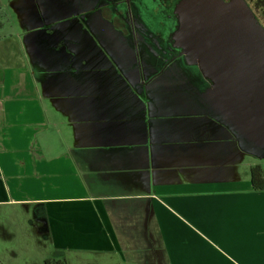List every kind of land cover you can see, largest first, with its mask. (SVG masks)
<instances>
[{
  "label": "crops",
  "instance_id": "1",
  "mask_svg": "<svg viewBox=\"0 0 264 264\" xmlns=\"http://www.w3.org/2000/svg\"><path fill=\"white\" fill-rule=\"evenodd\" d=\"M3 10L0 215L31 216L49 249L41 264H264V190L240 176L242 167L262 164L242 165L238 145L208 137L175 151L176 137L192 131L169 130V167L212 177L155 173L138 145L148 131L143 101L129 102L122 81L110 91L112 80L79 83L61 100L45 95L30 34L12 26L14 9L0 3ZM127 136L134 143H123Z\"/></svg>",
  "mask_w": 264,
  "mask_h": 264
},
{
  "label": "rangeland",
  "instance_id": "2",
  "mask_svg": "<svg viewBox=\"0 0 264 264\" xmlns=\"http://www.w3.org/2000/svg\"><path fill=\"white\" fill-rule=\"evenodd\" d=\"M0 3L14 9L15 30L26 29L30 34L32 64L36 66L37 83L45 95L61 100L72 96L79 83L90 80L100 86L103 80H112L110 91L122 81L129 102L131 98L143 101L141 114L148 131L138 137V145L145 149L144 155L152 163L150 169H156L155 173L170 168L166 169L168 173L163 171L164 175L176 179L202 174L206 179L212 177L208 170L192 175L189 166L169 167L166 153L171 144L167 131L184 129L192 133L184 139L176 137L175 151L184 145L206 143L208 137V141L214 140L221 146L238 145L242 150V165L254 161L264 168V147L235 130L205 96L210 85L200 68L189 64L185 55L174 47L171 36L177 19L171 6L167 11L166 0H0ZM254 10L263 25L264 10L255 7ZM4 11L8 12H0V18ZM23 16H26L25 27ZM94 66L95 71L88 73ZM68 130L64 126L66 137ZM123 143L132 144L134 140L131 136L123 137ZM249 175L248 166L242 167L241 178ZM30 220L31 216L15 213L0 215V224L6 229H0L1 264L42 263L41 256L49 249L40 245L44 236ZM21 240L30 248L20 249L17 243ZM12 251L17 255L10 254Z\"/></svg>",
  "mask_w": 264,
  "mask_h": 264
},
{
  "label": "water",
  "instance_id": "3",
  "mask_svg": "<svg viewBox=\"0 0 264 264\" xmlns=\"http://www.w3.org/2000/svg\"><path fill=\"white\" fill-rule=\"evenodd\" d=\"M174 47L211 82L205 96L264 147V26L245 0H181Z\"/></svg>",
  "mask_w": 264,
  "mask_h": 264
},
{
  "label": "trees",
  "instance_id": "4",
  "mask_svg": "<svg viewBox=\"0 0 264 264\" xmlns=\"http://www.w3.org/2000/svg\"><path fill=\"white\" fill-rule=\"evenodd\" d=\"M250 178L255 190H264V174L260 165L250 168ZM58 264H67L66 261H60Z\"/></svg>",
  "mask_w": 264,
  "mask_h": 264
},
{
  "label": "flooded vegetation",
  "instance_id": "5",
  "mask_svg": "<svg viewBox=\"0 0 264 264\" xmlns=\"http://www.w3.org/2000/svg\"><path fill=\"white\" fill-rule=\"evenodd\" d=\"M128 1H130V0H128ZM179 1H181V0H166L167 5L165 7H166L167 11L169 12V7L171 6L170 10L172 9V12H173L172 14H173L175 20L177 19V16H176V14L174 12V9H175L176 4ZM245 1L248 3V5L250 6V8L253 10V12L255 13L256 17H257V14H256V11L254 10V7L257 8V9L264 10V0H245ZM176 24L178 25V19H177V23ZM263 26H264V23H263ZM172 43H173V41H172ZM179 50L181 51V49H179ZM182 55H184V54L182 53ZM209 85H211V82L210 81H209Z\"/></svg>",
  "mask_w": 264,
  "mask_h": 264
}]
</instances>
